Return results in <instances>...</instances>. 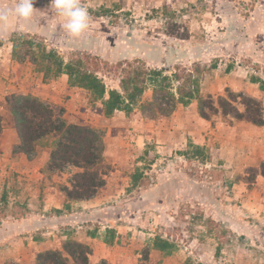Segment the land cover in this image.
<instances>
[{"label": "rangeland", "instance_id": "1", "mask_svg": "<svg viewBox=\"0 0 264 264\" xmlns=\"http://www.w3.org/2000/svg\"><path fill=\"white\" fill-rule=\"evenodd\" d=\"M14 3L0 0V8ZM82 3L91 20L88 33L80 40L66 35L48 6L49 0H38L35 7L39 10L31 22L13 21L0 27V47L16 46V55L31 66L28 88L39 90L40 97L48 89L38 84L57 80L44 81L43 74L28 62L43 48L56 52L66 64L80 60L81 67L94 72L107 91L120 88L121 79L140 73L135 87L143 88V92L128 115L114 112L104 117L100 103L92 102L88 92L75 87L61 96L63 103L70 99L66 95L74 98L64 107L68 122L103 131V141L108 126L114 127L110 145L104 142V158L110 171L120 165L117 156L122 158L119 167L129 172L124 185L151 187L164 174L160 180L165 185L169 181L170 186L186 191L176 193L179 205L169 211H141L143 220L133 226L128 237L135 232V240H140L136 241L134 259L138 264H148L157 260L149 256L156 248L178 254L185 246L188 257L182 262L184 256L175 255L177 264H264V177L260 175L264 125L257 127L220 113L203 120L196 100L176 103L173 111H167L171 95L177 99L179 93L193 92L199 97L211 96L214 101L231 95L240 113L243 106L239 96L251 97L261 104L264 118V0ZM3 59L0 51V67ZM1 69L6 76V69ZM153 70L163 71L162 76H150ZM153 90L161 111L151 108L148 113L149 109L141 110L140 104L151 101ZM5 117L1 116L4 127L11 123ZM48 152L41 146L32 163L17 160L14 165L7 157L0 163V219L42 212L44 197L60 190L73 175L68 168L48 177L42 171ZM73 210L64 204L59 212H47L66 215L69 220ZM168 214L173 219L167 218ZM70 229V222H65L55 233L68 234ZM164 230L168 237L160 239ZM37 232L42 238V224ZM85 232L81 231V237ZM145 233L148 235L142 239ZM106 234L112 241L114 231Z\"/></svg>", "mask_w": 264, "mask_h": 264}, {"label": "crops", "instance_id": "2", "mask_svg": "<svg viewBox=\"0 0 264 264\" xmlns=\"http://www.w3.org/2000/svg\"><path fill=\"white\" fill-rule=\"evenodd\" d=\"M0 51L4 56V59L1 60L4 64L0 68L4 67L5 71H7L5 76L4 71L0 70V117L6 116L7 120L11 122L6 127L2 125L0 130V163L5 157L12 160V164L14 165L17 164L15 163L17 160L22 162V164L32 163L34 158L28 160L26 155L16 151L20 142L19 136L9 116L4 115V113H7L5 112V98L12 94L32 95L41 99V101L64 109V107L66 108V104L73 101L74 98L70 94L66 95L70 99L65 101L66 103H63L61 96L68 88L73 87L68 86V77L62 74L56 78L57 80L53 84L41 82V85L38 84V87L48 89L44 90L42 97H40L39 90L35 92L28 88V81H32V79L27 75V72L31 71L29 70L31 66H27L25 61L19 64L16 60H13L10 45L7 48H5V45L1 46ZM9 70H11L10 73ZM9 77L10 79H8ZM4 79L7 81H3ZM115 89L120 90L119 87ZM109 91L106 90L105 98ZM115 112L123 113V111ZM71 123L78 124L75 121ZM113 129V126H108V131L104 138L106 144L109 143L110 145L111 143ZM108 157L109 160H113L110 155ZM117 158L120 165L109 172L105 177L104 185L98 189L92 199L68 201L60 190H54L53 193L44 197L42 212H24L19 218L7 215L6 217H2L0 219V253L3 256L0 257V261H8L11 264H34L35 256L39 253L38 251L50 248L60 249L65 241L73 239L89 246L91 249V255L89 256L90 264H96L101 260H106L110 264H138L136 258L134 259V252L137 249L135 247L136 241L140 240H135V232L131 233L130 238L128 237L133 226L143 220V213L141 211L148 208L169 211L179 205L180 200L177 198L176 193H186V191L183 188H178L177 190L175 185L173 187L170 186L169 181L165 185V182L163 183L160 180L164 177V174H160L157 184L151 187L124 185L123 182H127L129 179V172L119 167L124 161L118 156ZM114 163L115 161H112V164ZM69 170L73 174L78 171L74 168H69ZM64 185L68 186V183L66 182ZM163 192L166 196L162 198L160 193ZM122 193H126V195L121 197ZM64 204L70 205L72 208L74 207L72 214L69 215V220L66 215L59 213L56 216L47 212L48 209H54L59 212ZM151 216L155 217L153 213ZM166 216L169 219H173L169 214ZM65 222H70L72 230L70 229L68 234L63 232L60 234L55 233V231L61 229ZM41 224L42 238L36 236V233H38L37 227ZM102 229H105L103 230L105 232H101ZM82 230L86 232L81 237ZM106 230L114 231V237L112 241H109V244H107ZM143 235L144 238L142 239H145V235L148 234L145 233ZM163 237H168L165 230L163 236H159L160 239H163ZM167 241L170 243L171 240L167 239ZM182 242L185 243L183 240ZM185 249L186 247L182 246L178 250V254L175 251L167 254L161 248H156V251L152 250L149 256L157 257V260H150L148 264H177L175 255L184 256L183 262L188 257ZM202 249L200 248V250Z\"/></svg>", "mask_w": 264, "mask_h": 264}, {"label": "trees", "instance_id": "3", "mask_svg": "<svg viewBox=\"0 0 264 264\" xmlns=\"http://www.w3.org/2000/svg\"><path fill=\"white\" fill-rule=\"evenodd\" d=\"M16 46L12 47V58L19 64L25 58L16 55ZM28 55V54H27ZM26 57V56H25ZM38 72L43 74V80L56 79L62 74L68 77V86L76 87L88 92L92 102H99L103 108V116L108 118L115 111H123L128 115L132 106L141 96L143 88L135 87L139 81L140 73L120 80V90L112 89L105 98V85L94 72H88L81 67L82 62L75 64L64 63L63 60L50 50L42 49L40 55L33 54L28 60ZM163 71H150V76L161 77ZM145 75V72L142 73ZM163 81H167L163 77ZM157 92L153 90L151 101L140 104L141 110L151 108L160 112ZM243 112H239L234 103L236 99L231 95L218 97L216 101L211 96L199 97L195 93H179L176 99L170 96L167 111L171 112L176 103L187 104L186 101L196 100L199 118L208 121L213 114L220 113L223 117L232 116L235 120H244L254 126L264 125L261 104L251 97L239 96ZM6 112L17 129L19 145L16 151L26 155L28 160L36 157L38 149L47 147L48 159L43 172L48 177L63 173L68 168L78 170L67 181L68 186H61L60 191L68 201H83L92 199L98 189L105 183V177L110 171L104 158L103 131L91 125H79L68 122L63 108L41 101L32 95L12 94L5 98ZM2 127L0 117V130ZM260 175L264 177V165ZM112 233V230H108ZM110 242L108 241L107 244ZM91 249L88 245L69 239L60 249L50 248L39 252L34 259V264H90ZM96 264H110L101 260Z\"/></svg>", "mask_w": 264, "mask_h": 264}, {"label": "clouds", "instance_id": "4", "mask_svg": "<svg viewBox=\"0 0 264 264\" xmlns=\"http://www.w3.org/2000/svg\"><path fill=\"white\" fill-rule=\"evenodd\" d=\"M38 0H15L11 7L0 8V27L10 26L13 21H32L39 10ZM48 6L55 12L66 35L80 40L89 31L90 13L82 0H49Z\"/></svg>", "mask_w": 264, "mask_h": 264}]
</instances>
